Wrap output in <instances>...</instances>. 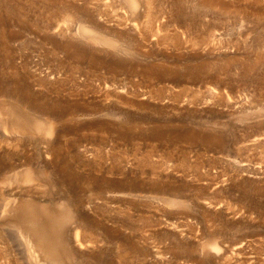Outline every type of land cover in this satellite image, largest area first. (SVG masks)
I'll return each mask as SVG.
<instances>
[{"label": "rangeland", "instance_id": "rangeland-1", "mask_svg": "<svg viewBox=\"0 0 264 264\" xmlns=\"http://www.w3.org/2000/svg\"><path fill=\"white\" fill-rule=\"evenodd\" d=\"M0 264H264V0H0Z\"/></svg>", "mask_w": 264, "mask_h": 264}]
</instances>
